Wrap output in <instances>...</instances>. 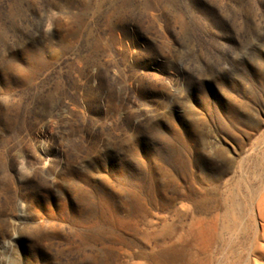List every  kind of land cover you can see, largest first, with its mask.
Returning <instances> with one entry per match:
<instances>
[{"label": "rangeland", "instance_id": "rangeland-1", "mask_svg": "<svg viewBox=\"0 0 264 264\" xmlns=\"http://www.w3.org/2000/svg\"><path fill=\"white\" fill-rule=\"evenodd\" d=\"M0 264H264V0H0Z\"/></svg>", "mask_w": 264, "mask_h": 264}]
</instances>
